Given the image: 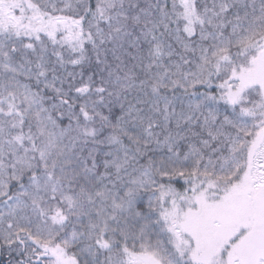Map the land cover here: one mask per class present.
Returning a JSON list of instances; mask_svg holds the SVG:
<instances>
[{
	"label": "snow or ice",
	"instance_id": "obj_1",
	"mask_svg": "<svg viewBox=\"0 0 264 264\" xmlns=\"http://www.w3.org/2000/svg\"><path fill=\"white\" fill-rule=\"evenodd\" d=\"M0 264H264V0H0Z\"/></svg>",
	"mask_w": 264,
	"mask_h": 264
}]
</instances>
